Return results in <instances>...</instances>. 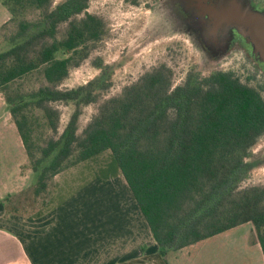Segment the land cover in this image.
I'll use <instances>...</instances> for the list:
<instances>
[{
	"label": "trees",
	"instance_id": "16d2710c",
	"mask_svg": "<svg viewBox=\"0 0 264 264\" xmlns=\"http://www.w3.org/2000/svg\"><path fill=\"white\" fill-rule=\"evenodd\" d=\"M0 0V94L46 204L59 172L110 151L162 257L249 223L264 262V185L240 183L259 163L250 150L264 134V98L231 71L190 69L179 84L160 64L107 98L106 67L85 84L61 85L107 34L89 0ZM37 12L36 19H29ZM13 24L11 33L1 31ZM95 62V61H94ZM102 67V63H95ZM36 79L25 86L26 81ZM56 103L74 109L60 133ZM96 112L79 130L84 106ZM42 127L51 135L39 143Z\"/></svg>",
	"mask_w": 264,
	"mask_h": 264
},
{
	"label": "crops",
	"instance_id": "0c3cea01",
	"mask_svg": "<svg viewBox=\"0 0 264 264\" xmlns=\"http://www.w3.org/2000/svg\"><path fill=\"white\" fill-rule=\"evenodd\" d=\"M10 120L0 95V264H199L184 255L158 254L108 150L56 174L46 204L35 198L29 216L5 212L2 200L34 182L30 169L15 174L22 162L14 156L20 155L22 143ZM241 225L252 231L249 223Z\"/></svg>",
	"mask_w": 264,
	"mask_h": 264
},
{
	"label": "rangeland",
	"instance_id": "374dc122",
	"mask_svg": "<svg viewBox=\"0 0 264 264\" xmlns=\"http://www.w3.org/2000/svg\"><path fill=\"white\" fill-rule=\"evenodd\" d=\"M62 1L53 0L52 5ZM154 3L155 0H89L87 11L103 18L107 34L92 49L89 57L70 71L61 87L73 88L85 84L97 77L101 69L106 67L110 75V87L104 93L103 98H107L119 94L124 86L137 80L146 71L165 64L172 71L173 85L181 83L190 69L199 70L203 75L215 70L231 71L242 83L258 87L264 98L262 74L250 66L242 55L221 56L219 57L220 62H211L187 35L167 33L170 28L169 24L160 16V11L154 8ZM36 15L37 12L31 13L28 18L36 19ZM8 18L9 13L0 3V24L7 21ZM13 30L14 25L10 24L1 33L3 35L11 33ZM5 46V42L0 38V50ZM96 62L102 63V67L96 66ZM35 81V78L33 81L30 79L26 81L25 86L33 83L37 85L39 81L36 83ZM97 105V103H92L82 108L79 117V130L96 112ZM55 107L60 112L58 127V133H60L74 106L72 103H56ZM35 133L33 138L39 143H44V140L51 135L42 127H36ZM20 149V155L14 156L18 162H22L19 169L16 170V175L18 171L23 175L25 169H29L23 143ZM263 154L264 134L250 150V158L259 161V163L240 183L241 187L264 185ZM13 174L14 172L11 175ZM38 198L39 202H43V195ZM34 202L35 195L32 186L21 193L7 195L2 200L5 212L7 209L9 212L23 217L32 214ZM253 237V231L248 226L241 225L197 242L184 250H170L167 252V256L184 255L186 260L195 258V262L199 264H212L225 260V264H263L261 251Z\"/></svg>",
	"mask_w": 264,
	"mask_h": 264
},
{
	"label": "water",
	"instance_id": "95a60500",
	"mask_svg": "<svg viewBox=\"0 0 264 264\" xmlns=\"http://www.w3.org/2000/svg\"><path fill=\"white\" fill-rule=\"evenodd\" d=\"M179 6L189 15L180 28L202 48L207 59L222 56L214 53L216 42L228 28H234L251 46L257 59L264 62V13L252 9L246 0H215L210 4L204 0H180ZM203 15L209 18L205 23Z\"/></svg>",
	"mask_w": 264,
	"mask_h": 264
},
{
	"label": "flooded vegetation",
	"instance_id": "af4514ba",
	"mask_svg": "<svg viewBox=\"0 0 264 264\" xmlns=\"http://www.w3.org/2000/svg\"><path fill=\"white\" fill-rule=\"evenodd\" d=\"M214 1L215 0H204L206 4L213 3ZM246 2L255 11L264 13V0H246ZM179 4L180 0H155L154 8L160 11V16L166 23L169 24L170 28L168 27V34H184L182 28H180V25L189 19V15L182 9V7L179 6ZM208 20V16L203 15L202 21L205 23ZM216 45V51L214 53L222 56H227L230 54L242 55L249 62L250 66L262 74L264 81V62L257 59V56L253 53L251 46L234 28H228V31L225 34L220 35ZM199 49L201 50L202 48ZM209 60L215 63L220 62L219 58H213Z\"/></svg>",
	"mask_w": 264,
	"mask_h": 264
}]
</instances>
